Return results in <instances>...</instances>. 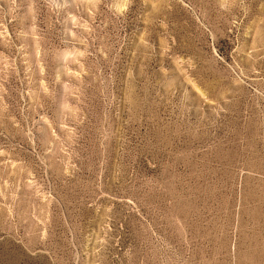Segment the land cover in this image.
Here are the masks:
<instances>
[{
    "label": "rangeland",
    "instance_id": "374dc122",
    "mask_svg": "<svg viewBox=\"0 0 264 264\" xmlns=\"http://www.w3.org/2000/svg\"><path fill=\"white\" fill-rule=\"evenodd\" d=\"M0 264H264V0H0Z\"/></svg>",
    "mask_w": 264,
    "mask_h": 264
}]
</instances>
